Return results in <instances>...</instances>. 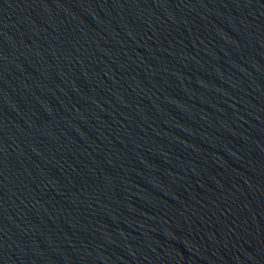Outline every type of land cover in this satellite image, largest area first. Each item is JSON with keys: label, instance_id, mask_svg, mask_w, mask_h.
Returning <instances> with one entry per match:
<instances>
[{"label": "water", "instance_id": "1", "mask_svg": "<svg viewBox=\"0 0 264 264\" xmlns=\"http://www.w3.org/2000/svg\"><path fill=\"white\" fill-rule=\"evenodd\" d=\"M0 264H264V0H0Z\"/></svg>", "mask_w": 264, "mask_h": 264}]
</instances>
